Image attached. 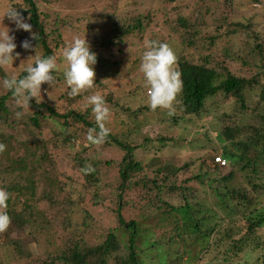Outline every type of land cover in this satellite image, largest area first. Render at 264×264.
I'll use <instances>...</instances> for the list:
<instances>
[{
	"label": "rangeland",
	"instance_id": "1",
	"mask_svg": "<svg viewBox=\"0 0 264 264\" xmlns=\"http://www.w3.org/2000/svg\"><path fill=\"white\" fill-rule=\"evenodd\" d=\"M7 1L1 2L0 0V9H5ZM40 3L44 4V11L53 16L60 13L63 17L71 14V17L79 18L72 24L61 26L64 45L59 48V51H56L57 54L54 56L57 60L58 72L62 76L65 66L62 50L66 44L71 43L74 37L84 38L85 36L90 49H92L102 38L113 37L115 32L123 33L128 26L141 22V28L135 27L128 34L125 33L123 41L120 42L118 38L116 40L115 52L119 51L120 57L125 60V66L130 67L131 70L128 77L123 80L124 82L128 81L144 87L139 66L141 53L146 50L145 43L150 40L163 41L173 49L176 56L178 54L180 60L187 59L199 63L207 58V63L217 70L227 68L237 76L252 79L253 83L254 80L259 79L256 82V89H253L254 92H246L248 96L253 93L257 99L263 84V77H258V75L264 74V0H45ZM10 4L11 2L9 7ZM103 13H108L109 16H102ZM114 15H116L115 19H113ZM107 17L111 18V22ZM183 19L187 21L185 26L182 23ZM113 20L114 24H112ZM236 22H240L239 26L234 24ZM88 24L91 26L89 29ZM55 27L52 20H48L47 28L53 30ZM92 27L95 30L94 34L90 30ZM227 30L234 31V35L228 36ZM18 40L15 37L14 43L17 45L15 53H19L18 51L23 49ZM111 55L113 61L119 57ZM59 58H61L60 63ZM29 63L32 61L22 59L19 55L13 61V65L2 70L7 75L17 76L18 70L26 68ZM93 68L95 71L96 66L93 65ZM111 70V74H115V69ZM98 72L97 78L101 77L99 69ZM53 77L54 82L51 86L41 85H46L41 91V98L48 102L56 101L57 97L67 91L64 78L59 81L58 78L61 77L58 74ZM113 79L120 78L117 76ZM118 85L119 81L115 80L113 86L108 89L114 93ZM0 86L1 93L5 92L6 90L2 88L1 77ZM90 90L92 93H87L85 98L89 94H94L93 91L103 96L106 93L97 84ZM114 94L118 98L124 96L126 91L117 90ZM125 102H123V106H125ZM231 103L226 106L230 110L229 104ZM246 105L255 113L260 112L254 100L247 98ZM161 110L160 112L165 114L164 117L169 119L168 111ZM148 116L151 120L152 117H158V109ZM110 119H113L111 114ZM210 119L211 116H205L203 122L199 123L205 125V121H210ZM20 120L25 122L27 119ZM168 124L169 122L164 124L160 122L159 125L146 124L141 129V135L148 136L153 140L156 139L157 133L160 134L162 129H165L167 136L173 137L174 145L170 144L161 148L160 143L155 140L154 143L146 144L144 148L138 149L135 152L134 160L141 161L143 166L142 170L134 172L132 177L134 181L137 179L147 185L143 186L142 182L137 187L131 184L123 193L116 167L121 159V154L115 149L103 145L96 146V150L81 152V156L87 161L80 163L78 159L70 160L67 155L68 148L55 152L54 157L50 158L54 162L51 164L53 168L48 165V161L46 167L49 172H57L49 174L52 176L51 179L65 182L60 184L61 190H58L56 186H50V188L44 186V189L49 190L52 198H56V195L60 193L73 199L74 214L79 219L77 221L80 225L75 227L74 224H71L69 227L63 228L62 221L61 224L56 225L50 222L43 230L35 228L32 232L29 226L24 227L18 222H14L7 230L8 239H5L4 234L0 233V238L8 241L6 244L8 252L3 251L0 247V264H6V260L2 257L3 253H6L10 260L9 264H43L45 259L50 261L52 258L60 257L68 246L66 244L74 239L73 233L76 229H81L82 232L86 229L89 230L83 234L85 243L102 241L115 222V216L107 209L115 201H120L122 204V214L126 220L137 222V239L141 240L139 246L142 247L145 240L151 242L149 243L150 248L145 251L146 255L143 254L146 258L150 253L151 264H189V262L190 264H264V225L255 226L253 229L256 234L252 235L255 238L247 240L249 236L246 228L248 222H246L244 212L248 214V210L237 198L234 200L232 211L227 210L225 215H221L225 220L216 219L217 213H220L217 202L215 203L216 197L213 198L211 194L204 191L196 179H191L195 174L194 169L198 167V160L194 169H185L177 174H171L182 165L185 166L186 163H191L206 154H208L206 157L208 160L210 155L221 154L222 141L219 140L216 130H212L209 125L202 126L198 128L202 135L186 133L185 138L180 130H176L179 128L167 130ZM244 125L248 126V132L251 133L255 130V126L262 129L261 121L258 119L257 122L256 119H251V121L248 119ZM22 126L24 127L23 124ZM118 127L117 125L116 129ZM30 129L37 134L35 126H30ZM41 133L42 137L51 143L55 133L50 123L46 121L41 123ZM53 141L55 144L59 142L56 137L53 138ZM148 158L150 165L145 164ZM72 159L74 158L72 157ZM260 164V167L264 166V162ZM88 166L94 170L86 171ZM230 168L231 166L228 165L221 170L223 173H227ZM156 169H168L170 172L165 176L166 180L157 182L160 191L156 194L161 195L164 203L156 202L153 199L155 193L151 194L148 191V188L152 186L150 181L156 177ZM83 170L86 171L85 175L82 173ZM3 180L5 185H11L15 181L14 174L3 173ZM32 180L33 178H31ZM233 180L236 181L235 178ZM237 181L246 182L242 176ZM260 182H264V178ZM29 185L31 186L30 182L24 183L23 187H14L9 192L11 198L25 194L21 200L25 199ZM248 188L251 189L249 186ZM41 189L42 185L38 188V193L41 192ZM184 194L191 198L192 204L197 203V206L216 210L215 216L204 219L206 223L212 218L214 220L212 219L211 224L216 228L220 222L224 223L220 231L214 235V246L202 254L197 250H195L196 253L191 252L185 256L177 254L178 249H181L177 233L181 225L173 217L171 206H182L185 201ZM19 208L20 205L16 206V209ZM84 210L86 214H89L88 216ZM64 215L60 214L58 217L62 219ZM83 222L85 225L81 224ZM78 235L81 236L79 233ZM83 241H80V247L85 246ZM1 242L0 239L2 246ZM175 251L176 255L173 254ZM178 260L179 262H177ZM57 264L63 263L60 261Z\"/></svg>",
	"mask_w": 264,
	"mask_h": 264
},
{
	"label": "trees",
	"instance_id": "2",
	"mask_svg": "<svg viewBox=\"0 0 264 264\" xmlns=\"http://www.w3.org/2000/svg\"><path fill=\"white\" fill-rule=\"evenodd\" d=\"M42 1L45 0H8L5 9H0V20L3 19L0 21L2 23L0 24V31H4L7 27L9 34L16 35L18 41L22 43L29 40L32 45L29 50L22 49V51H18L20 57L25 60L35 54L43 57L57 54L56 51H59V48L64 45L61 26L72 24L79 19L71 17V14L63 17L60 13H56L53 16L44 11V4L41 5L40 3ZM10 2V6L15 7L21 16L25 18V22L32 26V33L36 34L37 39H32L31 33L27 31L16 29L15 24L10 22L7 17L3 18ZM105 15L109 16L108 13L102 14V16ZM110 17L107 18L111 22ZM115 17L116 15L113 19ZM50 19L52 24L56 26L53 30L47 28ZM114 23L113 20L112 24ZM182 23L185 26L187 21L183 19ZM239 23L234 24L239 26ZM87 26L88 29L91 27L90 24ZM141 26V22L130 25L123 33L117 34L115 32L113 37L102 38L95 47L90 49L91 52L96 54L97 58L94 64L96 66L94 83L100 85L106 92L104 93L106 105L113 116V119L106 122V127L110 129V133L103 146L113 148L121 154V159L116 167L119 179H121L120 188L122 193L131 184L137 187L141 182L143 183V181L137 179L134 181L132 177L133 173L142 170L143 166L141 161L134 160L135 152L138 149L144 148L146 144L154 143L155 140L160 143L161 148H165L170 144L174 145V142H172L173 137H168L165 129H162L160 134L157 133L155 140L141 135V129L146 124L159 125L160 122L163 124L169 122L166 126L167 130L179 128L176 130H180L185 138L186 133L202 135L198 128L209 125L212 130H216L219 140L222 141L221 154L217 156L210 155L209 160L206 158L208 154L196 158L195 161L186 163L185 166L182 165L171 174H177L185 169H194L198 160V167L194 169L195 174L191 179H196L204 191L211 194L213 198L216 197L215 203L217 202V207L220 210L216 219L225 220L221 215H225L227 210L232 211L234 200L237 198L248 210V214L244 212L246 222H248L246 228L249 236L247 240L255 238L252 237L256 234L253 228L264 225V182H260L264 178V166L260 167V163L264 162V140H262L264 139V74L258 75V77H263V84L256 99L253 93L248 96L246 92H254L253 89H256V82L259 79L254 80L253 83L252 79L237 76L227 68L217 70L211 67L207 63V58L199 63H194L187 59L180 60L177 54V64L182 74L183 89L174 104L175 111L169 115V119H166L165 114L160 112L162 110L158 109L159 116L152 117L151 120L148 114H152L154 111L146 104L145 87L123 81L128 77L131 70L130 67L125 66V60L120 57L119 51L115 52L117 38L121 42L125 33L128 34L131 29L141 28ZM90 30L92 34L95 33L93 27ZM227 35L233 36L234 31L227 30ZM111 54L119 57L113 61L111 60ZM103 55H106L107 59ZM32 59L29 58L28 60L32 61ZM58 61L60 63L61 58ZM135 61L137 60L135 59ZM112 68L115 69L113 75L111 74ZM98 69L101 71V77L99 78H97L99 75ZM23 70H18L17 77L22 78L26 75ZM56 74L61 77L58 80L62 81L64 76L59 74L58 68L52 72L53 76ZM117 76L120 79H115L119 81L116 91H126L124 96L118 98L114 94L116 91L113 93L108 89V87L113 86L115 81L113 78ZM0 77L3 81L5 77L11 76L0 69ZM45 86H41V91ZM69 90L67 88L66 93L52 102L41 98V102L37 104L33 98L29 101V108L17 105L11 92L6 90L1 93L2 90H0V143L6 145V150L0 153V188L9 193L14 187H23L24 183H31L25 199L21 200V197L25 194L15 198L10 196L7 201V213L11 217V224L18 222L19 225L21 224L24 227L29 226L32 232L35 228L43 230L50 222L56 225L61 224L62 221L63 228H67L71 224H74L75 227L80 225L77 221L79 219L74 214V200L68 195L60 193L56 195V198H52L49 190L44 189V186L48 188L56 186L58 190H61L62 186L60 184L65 182L51 179L52 176L49 174H56L57 172H49L46 167L47 163L48 165L54 164L50 158L51 156L54 157L55 152L68 148L67 155H69L70 160L78 159L80 163L87 161L83 159L81 152H91L97 148L89 145L86 139L88 129L96 127L91 109H85L84 107L86 104L85 96L87 93H92V91L89 90L75 98H70L67 95ZM109 91L110 93H108ZM247 98L254 100L260 112L255 113L246 105ZM124 101H126L125 106H123ZM228 103H231L229 104L231 110L226 107ZM18 111L23 112L22 117L19 119L15 116ZM253 115L254 117H252ZM205 116H211V119L205 121L206 123L203 125L199 122H203ZM20 119L27 120L23 122ZM248 119L249 121L251 119H256V122L257 119L261 121L262 129L255 126L252 133L248 132V126L244 125V122ZM43 121L53 126L55 134L51 139V143L42 137L41 123ZM214 122L216 123L214 124ZM117 125L119 126L118 129H116ZM30 126L36 127L38 135L30 129ZM54 137L59 141L56 144L53 141ZM261 141L263 142L261 143ZM216 157H221L227 162L226 166H231L227 173H223L221 169L226 166H221L216 162ZM62 158L64 159V155ZM145 164L150 165L149 158ZM183 166L184 168H182ZM51 168H53L52 165ZM83 171L82 173L85 175L86 171ZM6 172L14 174L15 181L11 185H5L3 182V173ZM155 172L156 177L150 181L152 186L148 188V191L151 194L155 193L153 199L156 202H163L161 195L156 194L160 191L157 182L158 180H166L165 176L170 172L168 169H156ZM240 176L246 182L237 181ZM31 178H33L32 181ZM234 178L236 181L233 180ZM40 185H42V189L38 193ZM142 185L147 184L143 183ZM119 196L122 197L121 194ZM184 196L185 201L182 206H171L174 213L173 217L181 225L180 230L177 232L181 249H178L177 254L185 256L188 253L191 254V252L196 253L195 250L202 254L214 246V235L220 231L224 223L219 221L217 228L211 224L213 218L206 223L204 219L215 216L216 210H212L210 207L197 206V203L192 204L191 198L185 194ZM58 197L59 199H57ZM18 205H20V208L16 209ZM122 208L120 201H115L107 207L115 216V222L102 241L85 243L83 234L89 230L86 229L82 232L81 229H76L73 233L74 239L66 244L68 246H66L62 255L52 258L50 261L45 259L43 264H57L60 261L63 264H151L150 253L145 258L147 253L145 251L150 248L149 243L151 242L145 240L142 247L139 246L141 240L137 239L138 224L136 221L126 220L123 217ZM84 213L86 214L85 210ZM60 214H65L62 219L58 217ZM84 222L81 224L85 225ZM3 234L4 238L8 239L7 231ZM4 238H0L3 244L0 247L3 251L8 252L6 248L8 241ZM81 240L85 243L83 247H80ZM144 253L145 255H143ZM175 253L176 251L173 254ZM2 257L6 260L5 263L9 264L10 260L6 253H3Z\"/></svg>",
	"mask_w": 264,
	"mask_h": 264
},
{
	"label": "clouds",
	"instance_id": "3",
	"mask_svg": "<svg viewBox=\"0 0 264 264\" xmlns=\"http://www.w3.org/2000/svg\"><path fill=\"white\" fill-rule=\"evenodd\" d=\"M4 17L14 23L16 29L27 31L31 33L32 39H37L36 34L32 33V26L25 22V18L15 7H8L4 12ZM14 39L15 37L9 34L7 27L4 31H0V69L13 65V61L20 55L19 53L14 55L17 47ZM21 47L29 50L32 45L29 40H25L21 43ZM145 49L141 56L139 71L142 73L146 89V104L152 111L163 109L171 115L175 111L174 104L183 89L177 56L167 43L155 40L147 41ZM62 57L65 65L63 76L67 88L70 89L67 95L70 98H75L92 89L95 85L93 65L97 58L96 54L90 51L85 36L84 38L74 37L71 43L63 48ZM29 58L33 59L32 63H29L23 70L26 75L22 78L12 75L5 77L2 81V87L12 93L17 105L27 108H29V101L33 98L37 104L41 102V85L51 86L54 82L52 72L57 69V60L54 55L43 57L35 54ZM84 107L91 109L96 124V127L88 129L87 142L91 146H102L110 133V129L106 127V122L110 118V109L106 105L105 98L99 93L88 95ZM22 115V111L15 113L17 119ZM5 150L6 145L0 143V153ZM92 170L94 169L91 166L86 169V171ZM9 198L10 194L0 188V233L6 232L12 223L11 217L7 213Z\"/></svg>",
	"mask_w": 264,
	"mask_h": 264
},
{
	"label": "built area",
	"instance_id": "4",
	"mask_svg": "<svg viewBox=\"0 0 264 264\" xmlns=\"http://www.w3.org/2000/svg\"><path fill=\"white\" fill-rule=\"evenodd\" d=\"M215 161L218 162L221 166H224L227 164V162L221 157H216Z\"/></svg>",
	"mask_w": 264,
	"mask_h": 264
}]
</instances>
